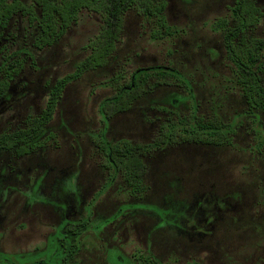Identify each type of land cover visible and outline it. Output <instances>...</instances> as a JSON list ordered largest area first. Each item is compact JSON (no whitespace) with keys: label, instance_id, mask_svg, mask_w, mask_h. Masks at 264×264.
<instances>
[{"label":"rangeland","instance_id":"obj_1","mask_svg":"<svg viewBox=\"0 0 264 264\" xmlns=\"http://www.w3.org/2000/svg\"><path fill=\"white\" fill-rule=\"evenodd\" d=\"M168 1V20L183 33L154 41L151 24L136 11L129 12L115 58L66 88L48 127L54 137L46 148L23 157L0 153V252L20 254L8 264H61L65 247L78 237L81 249L72 264H112L108 249H116L110 254L116 264H138L137 258L149 253L168 264H264V149L257 152L253 118L244 114L247 106L222 33L212 28L215 20L229 15L236 0ZM258 2L264 6V0ZM99 23L97 15L84 12L57 45L38 51L31 47V37H24L22 17L11 22L0 49L5 44L13 52L20 42L32 56L8 94L0 95V134L41 113L53 83L73 72L87 55L83 46ZM2 56L0 52V63ZM156 65L186 75L200 114L237 122L234 144H180L153 151L144 156L148 190L143 197L129 195L117 178L96 199L108 181L95 148L103 127L100 102L113 93L108 82L121 66L130 72ZM176 96H187L176 84L150 90L129 111L109 119L107 137L153 141L162 123L193 107L190 98L177 105L172 100ZM255 117L264 129V114ZM167 196H173V207L182 201L179 225L174 222L177 212L171 215L159 207L166 205ZM129 203L154 206L136 205L101 228L103 219ZM80 221L82 235L76 228Z\"/></svg>","mask_w":264,"mask_h":264},{"label":"trees","instance_id":"obj_2","mask_svg":"<svg viewBox=\"0 0 264 264\" xmlns=\"http://www.w3.org/2000/svg\"><path fill=\"white\" fill-rule=\"evenodd\" d=\"M168 6V0H0V38L11 22L20 16L27 27L24 37L30 36L31 47L38 51L57 45L69 29L78 24L84 12L95 14L100 20L97 32L83 46L87 55L73 72L65 74L53 83L41 113L29 115L24 126L0 134V153L12 152L23 157L46 148L48 140L54 137L48 127L54 119L66 88L87 72L105 68L115 58L129 12L136 11L151 24L150 38L154 41H169L183 33V29L169 22ZM212 28L222 33L226 56L232 65L236 86L247 106L244 114L253 118V129L258 138L256 149L260 153L264 149V129L255 116L258 117L259 113L264 114V33L258 31L260 29L264 31V6L260 5L258 0H236L229 7V15L215 20ZM10 33L16 39V34ZM18 44L21 46L13 52H10L5 44L0 49L3 55L0 63L1 96L8 94L12 81L21 74L27 58L32 56L24 43ZM164 84H176L184 89L187 96H176L172 100L178 105L183 98H190L193 107L189 112L162 123L159 133L151 142L134 143L125 138L114 140L107 137L111 117L129 111L150 90ZM108 85L113 89V93L100 102L103 127L95 137V148L100 155L101 166L108 172V181L97 192L96 199L117 178L122 179L124 189L129 195L143 197L148 190L146 182L148 165L144 156L153 151L180 144L215 146L234 144L237 122H227L218 116L206 117L200 114L194 102L195 94L190 80L177 68L156 65L138 67L129 72L121 66L110 78ZM172 197L167 196L166 205L159 207L172 212L171 215L177 212L174 222L175 225H179V220L183 217V209L180 207L182 201H179V207H173ZM136 205H142L145 209L154 206L144 203L123 204L113 216L100 222L101 228L117 220L126 210L138 207ZM171 215L169 217L173 218ZM77 227L79 235H82L85 230L83 222L76 225ZM72 230L76 231L75 228ZM81 243V238L71 241L69 246L65 247L67 253L60 263H74L78 259L76 255L81 249ZM115 250H107L108 260L112 264L116 263L111 260L110 254ZM19 255L0 252V264H8L12 262L14 256ZM137 261L138 264H168L150 253L141 255Z\"/></svg>","mask_w":264,"mask_h":264},{"label":"flooded vegetation","instance_id":"obj_3","mask_svg":"<svg viewBox=\"0 0 264 264\" xmlns=\"http://www.w3.org/2000/svg\"><path fill=\"white\" fill-rule=\"evenodd\" d=\"M78 238H80V237H78Z\"/></svg>","mask_w":264,"mask_h":264}]
</instances>
